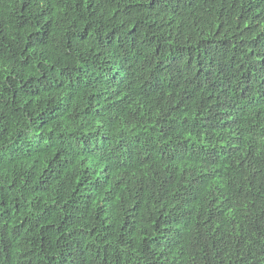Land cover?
<instances>
[{"label": "trees", "instance_id": "1", "mask_svg": "<svg viewBox=\"0 0 264 264\" xmlns=\"http://www.w3.org/2000/svg\"><path fill=\"white\" fill-rule=\"evenodd\" d=\"M0 264H264V0H0Z\"/></svg>", "mask_w": 264, "mask_h": 264}]
</instances>
